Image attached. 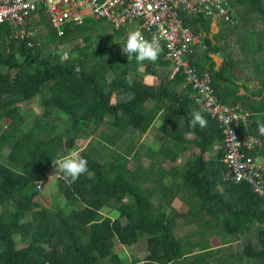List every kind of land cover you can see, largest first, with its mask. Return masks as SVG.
<instances>
[{
	"label": "trees",
	"instance_id": "trees-1",
	"mask_svg": "<svg viewBox=\"0 0 264 264\" xmlns=\"http://www.w3.org/2000/svg\"><path fill=\"white\" fill-rule=\"evenodd\" d=\"M230 3L238 27L247 23V39L261 46L264 32H256L253 23L259 15L264 20V0ZM183 16L186 24L195 28L198 20L205 18L203 14ZM26 26L33 35L22 39L15 36L9 22L0 24V264H123L115 244H134L143 234L148 242L144 264H182L190 256L198 257L186 264H208L205 250L209 248L204 241L209 233L230 240L226 235L237 237L253 227L258 244L247 238L243 252L251 264H264V197L254 193L248 182L225 179L228 169L222 160L223 150L214 149L215 143L222 140L221 129L211 114L195 102L193 89L177 91L182 75L170 79L163 73L162 69L170 64L165 59V45L160 43L163 50L155 63L138 64L134 57L128 60L121 50L128 27L117 28L105 17L85 14L83 22L66 21L57 28L48 10L41 7L27 17ZM238 39L242 41L241 36ZM96 41L100 44L96 45ZM207 41L210 43V39ZM103 47L107 52L104 56ZM211 50L220 48L211 44ZM63 51L76 53L78 58L61 63ZM77 64L81 68L79 75L74 72ZM142 65L159 77V86L142 79L138 72ZM199 66L205 69L203 61ZM228 67L227 62L216 69L212 61L206 68L211 71L222 101L232 103L229 99L237 86H233L236 81L228 75ZM254 75L261 84L254 94L262 98L247 103L245 95L235 94L253 118L252 123L240 125L241 136L260 135L256 122L264 121L263 63ZM223 85L228 89L226 93L220 89ZM123 94L125 97L113 101ZM36 98L40 100L41 114L34 115L33 123L24 127L30 112L22 103ZM194 110L203 111L206 127H190ZM165 115L173 116L176 131H166L177 143L166 141L156 151L152 144L145 152L134 151L136 146L128 135L124 139V134L129 133L126 130L143 134ZM109 116L113 118L108 121L113 130L111 142L123 152H105L101 161L95 153L104 150L103 145L98 150L77 144L83 139L94 140V134ZM178 130L182 133L173 136ZM186 132H192L194 138L186 139ZM187 143L199 151L187 150L181 167H164L163 160L175 161L187 149ZM71 150H78L87 159L89 170L70 186L60 173L57 176L63 200L78 205L69 212L43 191L54 169L52 159ZM253 153L264 155V147ZM131 159L141 163L130 168ZM145 159L151 163L143 164ZM38 183L43 185L41 191ZM181 185L191 188L189 195L183 196V204L191 209L189 214L172 203L181 195ZM196 218L200 228L189 233L193 238L176 234L177 226ZM229 256L226 264H243L242 252Z\"/></svg>",
	"mask_w": 264,
	"mask_h": 264
},
{
	"label": "built area",
	"instance_id": "built-area-1",
	"mask_svg": "<svg viewBox=\"0 0 264 264\" xmlns=\"http://www.w3.org/2000/svg\"><path fill=\"white\" fill-rule=\"evenodd\" d=\"M85 3L87 7L84 8ZM45 7L53 24L60 28L66 21L83 22L84 15L105 17L116 27L137 19V28L149 40L153 37L166 48L165 59L170 61L169 78L182 75L195 102L206 109L218 123L222 140L214 149L222 148L223 162L228 176L234 182H248L254 193L264 197V155L253 153L264 147V136L246 133L241 136V124L252 123V112L237 101H222L214 86L211 71L200 69L190 59L194 46L203 34L186 24L183 13L203 14L235 22L230 0H0V24L9 22L15 36L26 39L33 32L27 28V17L38 8ZM62 34L63 30L60 29ZM29 44L31 41H28ZM39 191L43 189L38 183Z\"/></svg>",
	"mask_w": 264,
	"mask_h": 264
},
{
	"label": "rangeland",
	"instance_id": "rangeland-1",
	"mask_svg": "<svg viewBox=\"0 0 264 264\" xmlns=\"http://www.w3.org/2000/svg\"><path fill=\"white\" fill-rule=\"evenodd\" d=\"M87 7V4L85 3L84 8ZM234 9V8H233ZM235 12V10H234ZM251 22V21H248ZM233 23H229L228 25H232ZM254 29L256 32H258L259 34L261 32H264V20L262 18V16H258V20L253 23ZM248 24L246 23V25H241L239 26L238 29V36H241L242 41H238V46H242L243 43L245 42V40L248 38L247 35V30H248ZM230 33L229 30L226 29V32L224 33L225 35H228ZM228 38V37H227ZM226 38V39H227ZM96 45L100 44V41H96ZM253 43V40L252 42ZM261 48L258 50V52L256 53V60H255V67L253 68V70L249 71L251 73H254L255 71H259V66L262 62V60L264 59V43L261 41ZM65 47H68L69 44H65ZM226 46V43L224 41L223 45L220 44V47L224 50ZM232 50H237L236 48H232ZM101 55L104 56V52H106L105 48H102L101 51ZM107 53V52H106ZM139 74L141 75L142 79H144V81L150 83L151 81H149V78L152 77H156L155 75H153L152 73L148 72L145 70V65H142L139 68ZM248 73V72H247ZM250 74V73H248ZM251 75V74H250ZM159 84V82H158ZM180 88V87H179ZM178 91V90H177ZM120 97H125V95H117L114 97L113 101L120 99ZM39 98V97H38ZM36 98L34 100H30V101H26L23 102L22 106L26 109V111L30 112V116L27 118L24 127H28L29 125H31L33 123L32 118L34 115H38L41 114V106H40V100ZM149 106L151 107L153 105L152 101L148 102ZM34 111V113L32 112V110ZM26 117H27V113L24 112ZM36 115V116H37ZM67 117V116H65ZM110 116L107 117L106 121L99 127L97 133L94 134V140L93 138L89 141V139H83L80 140V142H78V147L80 148H84L85 146L89 145L90 147L94 148V149H101L102 145L104 147V150L101 149V152H96V158L104 161L103 158V154L105 152H107L108 154L114 153V150H119L121 152H123V149L119 146V145H114V143H112L111 141V134L113 133V130L109 127V123L108 121L110 120ZM183 118V117H182ZM181 118V119H182ZM68 119V118H65ZM64 119V120H65ZM113 119V118H111ZM183 124V123H182ZM62 127V125H61ZM164 128V129H163ZM133 129V128H132ZM169 130L170 132H175L176 128H175V123L173 121V116L172 115H165L164 117H158L152 124V126L149 128V130L143 134H141L140 132H132L131 130H126V133L129 132L128 134H124V139H131L132 144L136 146V149H134V151H141V152H145L146 148L148 149L149 146L152 144L154 145L153 147V151H156L158 149H160L161 147L165 146L166 141L168 143H177L172 141L171 139V135L169 134ZM182 133L178 130V133H176L173 136H176L177 134ZM188 133V132H186ZM125 135H128V138L125 137ZM93 136V135H92ZM91 136V137H92ZM192 138H194V135L192 136ZM187 139V138H186ZM93 140V141H92ZM92 141V142H91ZM110 145V146H109ZM176 144H173L172 146H175ZM107 146H109L107 148ZM189 150L191 152H198V149L194 146H191V143H189ZM175 148V147H174ZM178 148V146H177ZM176 151L179 152V150L177 149ZM217 153V152H216ZM188 155V152H184L182 153V155L178 156V158L175 161H170L169 159H164L163 160V165L166 168H171L173 165H176L178 167H181L184 163H185V159L184 157ZM101 157V158H100ZM141 163L140 161L131 159V161L129 162V167L130 168H134L135 165ZM143 164L145 165H149L151 163L150 159H145L142 161ZM59 173H57L56 169H52L50 171L51 177L48 180V184L45 185V190L43 191L44 194H46L47 197H49V199L55 203L57 206H64L67 211L70 212V209L72 208V206L74 207H78V205H70L69 202H65L63 199L64 197L59 193L58 188H57V176ZM47 187V188H46ZM191 190V188H188L187 186H183L182 187V192L181 195L176 196L173 198L172 203H175L177 206H179L178 208H180V210H184L185 213L189 214L191 212V209L183 204V196L185 197L186 195H189V191ZM42 194V193H41ZM155 199L158 200V194L155 196ZM128 199L126 198V201ZM194 200V199H193ZM46 204H49L48 200L45 201ZM176 206V207H177ZM182 207V208H181ZM187 222V221H186ZM196 227L200 228V221L198 218L195 219L194 222H188L186 224L182 223L177 226L176 229V234H178L179 236H183L185 238V236H190L191 238H193V235H189V233H194L196 231ZM249 234V235H248ZM238 237H234L232 235L228 236L226 235L228 238H234L235 240H232L230 242L224 243V241L226 240L225 236L222 235V238H220L218 235H216L215 233H210L207 237V240L205 242V245L207 247H211L206 251L205 254H207L209 256H205V260L208 262V264H226L228 262V256L230 254H234L236 251L242 252L243 254V259H242V263L243 264H251V262L248 261V258L246 257V254L243 252L244 246H245V241L247 238L251 237L256 244H258V241L256 239H258L257 235H250L249 233L244 234L246 236L245 241H243V238L240 237L239 234H236ZM224 240V241H223ZM216 243L219 246H215ZM147 236L146 235H141V237L139 238L138 242L131 244V245H127V244H123L120 241H117V243L115 244L114 250L116 252H119L121 254V257L123 258L124 263L123 264H144L145 263V256L147 254L146 251V246H147ZM22 243L19 245L21 246ZM232 246V250H227L228 247ZM216 247V249L214 250L213 248ZM202 248V247H199ZM219 248V249H217ZM225 248V249H222ZM213 249V251H211L210 253H208L207 251ZM124 252V254L122 253ZM204 253V252H203ZM126 255V256H124ZM198 256H190L188 258H186V260L182 261V264H186V261H190L193 258H196ZM204 257L201 258V260H203ZM208 259V260H207ZM252 264H255L254 261L252 262Z\"/></svg>",
	"mask_w": 264,
	"mask_h": 264
},
{
	"label": "crops",
	"instance_id": "crops-1",
	"mask_svg": "<svg viewBox=\"0 0 264 264\" xmlns=\"http://www.w3.org/2000/svg\"><path fill=\"white\" fill-rule=\"evenodd\" d=\"M189 15H192V14H189ZM192 16H194V15H192ZM236 18L239 20V17H236ZM197 23H198V26L196 29H198L202 32L203 38H202L200 43H198L194 46V49H193L192 53L190 54L191 61L197 66H199V64H201V61H203V65H205V68L212 61H214V67L216 69H219L222 65H224L225 63L228 62L230 65V67H228L229 68L228 75L231 77L234 76L233 79L236 81V83H234L233 86L234 85L237 86V88H235V90H234L233 96L230 97L229 100H231L233 102L241 101L243 103V101L236 96L237 94L245 95L247 103H251V102H255L256 100H260L262 97L258 94L255 95L254 91L256 90V88L260 87L261 84L257 80V78H255L256 76L254 75V73L249 72V71L253 70V68L256 65L255 64V60H256L255 56H256V53L258 52V50L261 48L260 45L258 44V42L253 41V43H251L252 40L246 39L245 42L243 43V45L239 47L238 43H237L239 40L238 39L239 27L236 23H234L232 25H228L229 23H226L223 20L216 19V18H210L208 16H205V18L201 19V21L198 20ZM226 29L230 31V33L228 35L224 34L226 32ZM207 39H210V43L207 41ZM224 41L226 43V46H225V49L223 50L220 47V44L223 45ZM211 44H214L215 46H219L220 50H218V51L211 50ZM232 48H236L237 50H232ZM262 63L264 64V59L262 60L261 64ZM170 67H171V64L168 63L166 65V67L162 69L163 73L168 74V76H169ZM199 67H201V66H199ZM259 68H260V66H259ZM247 72L250 73L251 75L248 74ZM161 75H163V74H161ZM227 79L231 80L232 78H227ZM149 81H151L149 83L150 85H153L156 87L160 85V84H158V82H160V79L158 76H156L154 78L150 77ZM231 85H232V83L230 84V87H232ZM225 86L226 85L221 86L220 89L222 92L226 93L228 89L225 88ZM176 89L178 90V92H183V91L185 92L186 90L189 89V87H187L185 85L184 78L182 80V83L179 84L176 87ZM252 121H253V118H252ZM188 145H189V143H187L185 145L187 147V149L183 150V153L190 151ZM193 145L194 144H191V146H193ZM198 151H199V149H198ZM181 188H182V185H181ZM246 233H249V231H246L245 233H238L240 235V237L243 238V241H245L246 236L244 234H246ZM251 234L257 235L256 231H255V227H253L251 229L250 235ZM249 238H251V237H249ZM229 239H230V237H229ZM248 239H246V243L248 242ZM232 240H235V239L231 238L230 240H225L224 243L230 242ZM205 242L206 241H204V243ZM213 244H215V246H219L216 243H213ZM207 248H211V247H207ZM223 249H225V248H223ZM227 250L231 251L232 246L228 247ZM228 257H230V256H228Z\"/></svg>",
	"mask_w": 264,
	"mask_h": 264
},
{
	"label": "clouds",
	"instance_id": "clouds-1",
	"mask_svg": "<svg viewBox=\"0 0 264 264\" xmlns=\"http://www.w3.org/2000/svg\"><path fill=\"white\" fill-rule=\"evenodd\" d=\"M136 23H137V19L117 27V28H121L125 26L128 27V31L126 33L127 39L121 49L122 53L127 55L128 60H131L134 57L138 64H142L145 61L155 63L159 59V56L163 50L162 46L159 40L156 39L155 37H153L151 40L147 39L149 35L146 34L147 37L146 38L142 34L143 30L142 33L140 31H135L137 28ZM234 23H236V21L233 22V24ZM77 58H78V54L76 53L70 54L69 51H63L60 54L61 63H65L70 59L76 60ZM74 72L77 75H79V73L81 72V68L78 64L75 65ZM256 123L259 134L261 136H264V121L257 120ZM197 125L200 128H204L207 126V120L203 115L202 110H194L192 112L190 127L192 129H195ZM192 136H193L192 132L185 133V137L187 139H191ZM52 165L56 169L57 173L61 174L60 178L65 182V184L69 186L74 184L82 175L86 174L89 170L87 159L81 156L78 150H71L67 154L57 156L56 158L52 159Z\"/></svg>",
	"mask_w": 264,
	"mask_h": 264
}]
</instances>
